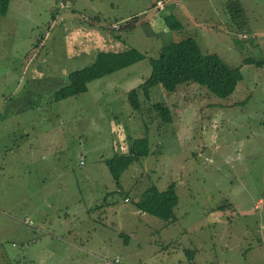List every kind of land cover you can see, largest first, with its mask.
Wrapping results in <instances>:
<instances>
[{
  "label": "rangeland",
  "instance_id": "rangeland-1",
  "mask_svg": "<svg viewBox=\"0 0 264 264\" xmlns=\"http://www.w3.org/2000/svg\"><path fill=\"white\" fill-rule=\"evenodd\" d=\"M228 3L241 7L242 24ZM166 14L181 27L163 26ZM135 16L132 29H116ZM186 36L240 66L232 94L155 84L133 109L126 92L149 75L143 58L54 98L98 51L157 56ZM142 136L149 153L117 185L105 158ZM170 183L174 222L135 206L148 186ZM0 192V264H103L116 254L124 264H262L246 251L260 239L264 259V0H168L164 9L155 0H9L0 15ZM26 216L35 230L13 218ZM10 222L22 233L8 232Z\"/></svg>",
  "mask_w": 264,
  "mask_h": 264
},
{
  "label": "trees",
  "instance_id": "trees-1",
  "mask_svg": "<svg viewBox=\"0 0 264 264\" xmlns=\"http://www.w3.org/2000/svg\"><path fill=\"white\" fill-rule=\"evenodd\" d=\"M8 2L9 0H0V15L6 13ZM233 4H227L232 17L235 20L237 18V22L242 24L241 7L233 6ZM92 19L95 20V17ZM164 21L170 29L181 27L180 21L172 14L164 15ZM136 23L137 16L122 23L116 29L130 30ZM143 58H147L150 63V73L138 85L126 92L128 102L133 109H140L143 101L149 99L150 88L155 84H160L167 91H173L180 84L193 81L205 86L216 96L227 97L235 91L242 79L239 65H228L217 52L203 51L194 37L186 36L161 44L157 56L147 55L132 46L116 51L101 50L96 53L91 63L68 73L67 83L56 90L54 98L60 99L85 91L87 83L92 79L131 65ZM244 61L251 60L245 59ZM151 107L158 112L162 120H170V110L166 105L156 101L151 103ZM148 153V138L142 136L133 139L126 152H118L105 158L114 182L120 185V176L128 165ZM177 201L178 197L173 183L165 189H159L152 184L140 193L134 204L138 209L171 223L176 218L174 206Z\"/></svg>",
  "mask_w": 264,
  "mask_h": 264
},
{
  "label": "crops",
  "instance_id": "crops-1",
  "mask_svg": "<svg viewBox=\"0 0 264 264\" xmlns=\"http://www.w3.org/2000/svg\"><path fill=\"white\" fill-rule=\"evenodd\" d=\"M9 3V2H8ZM62 4H64L63 2H62ZM8 8V7H7ZM5 15V14H4ZM165 23V22H164ZM116 25L115 27H117V24L114 22L112 25ZM163 26H166L167 27V25L166 24H164ZM172 30H176V29H172ZM173 36V35H172ZM169 37H171V34H170V36ZM172 40H175L174 38L173 39H171L170 41H172ZM169 41V42H170ZM166 43H168V42H166ZM162 44H164V43H162ZM99 52V51H98ZM96 55V54H95ZM95 55H94V57H95ZM94 57H93V59H94ZM93 61V60H92ZM91 61V62H92ZM90 62V63H91ZM77 69V68H76ZM74 70V69H73ZM3 75V78H4V74H2ZM58 90V89H57ZM64 98V97H63ZM165 189V188H164ZM5 198V197H4ZM1 199H3V194L0 192V200ZM124 200L125 201H127L128 200V197H125L124 198ZM175 207V206H174ZM13 218H15V219H18L19 221H21L22 223H24L25 225H27L28 227H31V229L32 230H35L34 229V223H33V221H31V219L28 217V216H26V217H24L23 219L22 218H19V217H13ZM6 229H7V231L8 232H19V233H22V229H21V227H16V224H14V223H12V222H10L9 224H7L6 226ZM71 230V229H70ZM21 243H22V245L23 246H27V238H25L24 240H22V241H20ZM263 245H262V243L260 242V239H259V244L258 243H256L255 242V245L252 247L251 246V248H249L247 251H246V254H249V256H250V258H254V259H256V260H260L261 261V263L262 264H264V259H263V257H262V253L260 252V250L262 249L261 247H262ZM247 249V248H246ZM194 250H192V249H190V248H187V249H185V253L190 257V258H193L194 257ZM260 254H261V256H260ZM116 255H118V254H116ZM120 256V255H119ZM103 260V259H102ZM122 263H123V260H122ZM124 264V263H123Z\"/></svg>",
  "mask_w": 264,
  "mask_h": 264
},
{
  "label": "built area",
  "instance_id": "built-area-1",
  "mask_svg": "<svg viewBox=\"0 0 264 264\" xmlns=\"http://www.w3.org/2000/svg\"><path fill=\"white\" fill-rule=\"evenodd\" d=\"M167 1L168 0H155V5L159 9H164L166 7ZM114 26H116V25L114 24ZM243 36L246 37L245 34H243ZM103 264H123V263H122V259L119 255H114V256L109 257V258H103Z\"/></svg>",
  "mask_w": 264,
  "mask_h": 264
}]
</instances>
